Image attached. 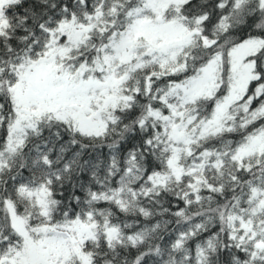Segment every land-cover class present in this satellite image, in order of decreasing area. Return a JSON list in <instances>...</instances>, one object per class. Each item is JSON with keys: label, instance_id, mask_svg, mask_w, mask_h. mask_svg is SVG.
<instances>
[{"label": "snow or ice", "instance_id": "obj_1", "mask_svg": "<svg viewBox=\"0 0 264 264\" xmlns=\"http://www.w3.org/2000/svg\"><path fill=\"white\" fill-rule=\"evenodd\" d=\"M0 264H264V0H0Z\"/></svg>", "mask_w": 264, "mask_h": 264}]
</instances>
